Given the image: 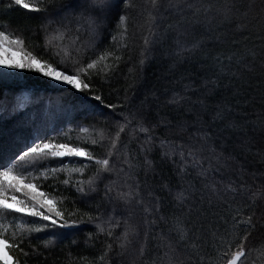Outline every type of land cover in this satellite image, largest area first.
Here are the masks:
<instances>
[{"label": "snow or ice", "instance_id": "snow-or-ice-1", "mask_svg": "<svg viewBox=\"0 0 264 264\" xmlns=\"http://www.w3.org/2000/svg\"><path fill=\"white\" fill-rule=\"evenodd\" d=\"M14 9L36 21L44 41L41 54L29 53L22 63L0 60V244L17 257L14 264H26L39 250L26 252L25 240L51 250L66 233L87 227L92 231L83 245L100 248L95 255L69 251L67 264H264V0H8L0 13ZM130 9L145 17L143 24ZM6 23L0 20V29ZM130 23L146 29L139 68L129 69L133 83L121 102H106L96 84L110 83L119 64L131 61L136 33ZM17 30L21 35L11 43L23 50L28 37ZM65 39L74 57L63 56ZM6 40L0 30V44ZM165 48L175 58L170 72L193 58L201 69L198 86L191 79L167 100L183 119L154 114L147 97L136 103L144 68ZM30 72L70 86L46 120L25 118L19 111L25 102H8L28 86L23 74ZM221 90L230 102L215 100ZM84 120L106 126L91 147L74 144L64 131L75 122L88 133ZM160 127L175 138L158 136ZM137 131L145 138L133 156L123 137ZM157 149L158 161L152 158ZM165 161L174 168L175 186L158 169ZM62 174L79 198L70 202L85 208L69 209L63 195L49 202L28 190ZM157 177L164 195L145 193ZM138 209L142 222H134Z\"/></svg>", "mask_w": 264, "mask_h": 264}, {"label": "trees", "instance_id": "trees-1", "mask_svg": "<svg viewBox=\"0 0 264 264\" xmlns=\"http://www.w3.org/2000/svg\"><path fill=\"white\" fill-rule=\"evenodd\" d=\"M131 2L133 4H139L141 3V0H131ZM6 3H8V0H0V8H2ZM129 11L131 12V15L133 17H136L137 20L141 24H143L145 17H138L136 9H130ZM0 20L8 21V23H6L0 30L5 31L9 35L10 47H16V45L11 43V41L14 40L17 35H21V32L17 30L18 27L24 29L23 35L28 37V39L23 46V50H21V48L17 46L20 48V51L23 53V55L26 56L24 61L29 58V53H32L33 55L41 54V45L44 43V41L41 35L36 34L37 25L35 20L31 19L24 11L17 9L8 12L7 16H4L3 13H0ZM129 26L130 30L136 33L134 41L135 46L131 52V61L128 63L122 61L119 64V72L117 75L112 77L110 83H102V85L100 83L96 84V86L99 87L100 91L103 93L106 102L117 104L121 102V99H123L124 96V89L129 84L133 83V73H135V71L139 68L138 62L140 59V49L142 47V37L146 34V29L144 31L134 29L132 28L131 23ZM61 49L63 56H75V52L69 45V41L67 39L63 41ZM168 52H170V48H165L162 51H156L154 54V59H152L144 68V83L137 90L136 103L139 104L142 100L145 99V97H147V100H145V106H151L152 112L154 114H170L171 116L183 119L184 117L180 114V112L168 106L167 100L173 92L180 91L183 87V84L187 83L191 79H195L197 82L196 86H198L201 81L199 80V76L197 75V73H200L201 69L194 63V60L196 58H193L189 62L177 66L174 71L170 72L169 69L172 66L173 59L175 58L171 55H167L166 53ZM57 59L59 60V58ZM124 60H127V54L125 55ZM109 64H112L111 60H109ZM68 66L71 67V63H69ZM129 69H133V73H130ZM182 77H187L188 79H182ZM93 79H95V77H93ZM23 80L28 86L16 89L14 95L9 96L8 102L12 105H17L21 102H25L27 104V107L19 109V111L24 114L25 118L31 117L33 119H36L37 121L48 119L50 110H55L56 108L58 98L61 95H68V93L66 92L62 93L61 90L70 88L69 86L60 85L58 82L50 80V78L44 77L41 73L36 72L24 73ZM54 87L57 89L56 91H53ZM130 94L131 93H129V95ZM192 95L193 99H195L198 94ZM24 97H28V100L24 101ZM215 100L230 102V93L227 90H221V92L216 96ZM4 103L5 100L0 97V104ZM249 111L252 112L254 111V109H249ZM235 115L236 113L229 114L230 117H235ZM155 119L156 116L153 115L152 120L155 121ZM81 127H88L89 132L85 133L81 131L80 128L77 127L75 122L66 125L64 127V131L68 133V139L74 144L86 143L87 146L91 147V139L97 138L100 130H102L106 126L103 124L84 120L81 124ZM69 129L72 130L69 131ZM93 133H95V135H93ZM156 134L168 139L175 138L173 133L168 132L163 127L156 129ZM144 138V134L137 131L135 137L125 135L123 137V140L128 145V150L132 153L133 156H135L139 153V146L143 142ZM129 140L131 141L130 143ZM96 151L99 150L96 149ZM159 155L160 152L159 149H157L152 154V158L158 161ZM51 167H57V165L52 164ZM256 167H258V165H256ZM158 169H160L162 173L164 183H168L169 180H171L172 186L176 185V178L173 174L174 168L172 165L165 161L163 163H158ZM91 171L92 170H89L83 178L87 179L88 176L91 175ZM66 178V175L62 174L59 180L56 181L52 180L51 178H49L47 181L39 180L37 181V186L35 187V189L38 193H43L46 196V199L49 200V202H54L52 201L53 195H63L64 197L68 198L64 202L65 207L69 209L75 207L85 208V205H73L70 202L73 199L78 200L79 198L73 188L62 183V181ZM78 178L80 177H73L74 180ZM8 179L9 181H12L14 178L9 177ZM160 183V177H157V179L155 180L150 179L148 181V184L145 186V193L149 189H151L158 195H164L163 192L159 191ZM50 185H54L55 189H58V191H54V188ZM21 186L23 187L24 185L22 184ZM19 195L21 198H23L22 193ZM98 199L99 197H97V200ZM89 203L94 204L95 201H91ZM169 208L170 205H166L165 211H168ZM143 217V212L138 209L134 217V222H142ZM22 222L24 221L17 220L16 224H20ZM87 231H92L91 227H87L84 231L76 233H66L63 238L58 240L56 246L51 250H45L43 247H41L40 240H25L22 244V247H24V250L26 252L31 251L32 248L39 249L37 252H34L30 255V257L26 260V264H67L69 251H71L73 255L76 256L95 255L101 245L100 243H97L96 248L93 249L85 247L83 245V241L85 238V233ZM8 235L11 236V233H9ZM74 239L81 242L78 247L72 245V241ZM11 242L12 241L10 239L9 244ZM9 254L12 257V264H14L17 257L11 252H9ZM20 258L23 259V257Z\"/></svg>", "mask_w": 264, "mask_h": 264}, {"label": "rangeland", "instance_id": "rangeland-1", "mask_svg": "<svg viewBox=\"0 0 264 264\" xmlns=\"http://www.w3.org/2000/svg\"><path fill=\"white\" fill-rule=\"evenodd\" d=\"M9 44H10L9 40H6L2 44H0V60H4L6 62H21L22 63L26 56L23 55L19 47L17 46L10 47ZM0 67H2V65H0ZM64 86H68V85H64ZM28 190L32 192H37L35 188H29ZM0 263L12 264V257L10 256L6 246L2 244H0Z\"/></svg>", "mask_w": 264, "mask_h": 264}]
</instances>
